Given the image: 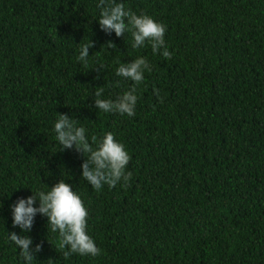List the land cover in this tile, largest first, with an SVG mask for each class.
Returning <instances> with one entry per match:
<instances>
[{"label":"trees","instance_id":"obj_1","mask_svg":"<svg viewBox=\"0 0 264 264\" xmlns=\"http://www.w3.org/2000/svg\"><path fill=\"white\" fill-rule=\"evenodd\" d=\"M97 2L0 0V264H18L9 205L60 179L82 194L102 254L65 258L37 215L39 264H264V0H124L167 26L168 60L101 31ZM90 40L85 68L75 57ZM137 56L152 71L136 115L99 112L97 88L131 87L115 68ZM58 113L90 140L113 132L131 181L87 185L84 155L54 140Z\"/></svg>","mask_w":264,"mask_h":264},{"label":"clouds","instance_id":"obj_2","mask_svg":"<svg viewBox=\"0 0 264 264\" xmlns=\"http://www.w3.org/2000/svg\"><path fill=\"white\" fill-rule=\"evenodd\" d=\"M96 8L99 10L97 22L101 31L109 35L115 33L117 37L125 32L131 33L132 49H143L150 45L153 55H159L165 60L172 58L173 53L165 39L167 26L164 23L146 13L137 14L126 7L124 0H98ZM79 45V54L75 59L88 68L92 57L89 49L93 47V43L90 40ZM117 64L115 75L121 80L131 81V87L118 94L115 99L104 98V87H98L94 105L99 112L131 118L136 115L138 88L145 81V73L152 71V66L144 56H137L128 63L120 60ZM96 78L99 79V75ZM116 86H119V81ZM79 121L67 114L58 113L52 131L60 150L75 148L84 155L81 178L94 191H101L105 185H127L133 173L128 170L132 157L126 145L111 131H105L100 136L91 135L90 140L88 129ZM30 190L31 195L19 197L9 205L12 228H19L20 233L6 231V238L18 254V264L40 262L37 255L43 250V242L34 243L28 235L37 215L47 218V233L50 231L58 235V247L64 250L65 258L72 255L95 258L102 254V249L90 233L88 207L82 194L75 191L72 184L60 179L51 187L46 185Z\"/></svg>","mask_w":264,"mask_h":264}]
</instances>
